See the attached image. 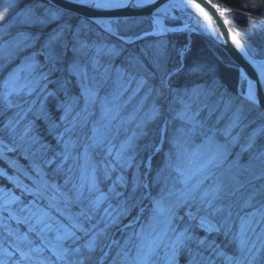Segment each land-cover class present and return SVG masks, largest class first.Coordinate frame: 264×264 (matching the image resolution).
<instances>
[{"label":"snow or ice","instance_id":"6c2138e0","mask_svg":"<svg viewBox=\"0 0 264 264\" xmlns=\"http://www.w3.org/2000/svg\"><path fill=\"white\" fill-rule=\"evenodd\" d=\"M70 2L103 14L153 0ZM21 3L16 23L29 30L0 29V264H264V183L256 184L264 181V64L237 96H220L232 113L222 142L201 119L219 88L215 71L185 63L188 46L166 38L177 29L159 16L190 3L147 21L81 16L55 0ZM7 15L0 7V21ZM241 125L254 127L229 163Z\"/></svg>","mask_w":264,"mask_h":264},{"label":"trees","instance_id":"16d2710c","mask_svg":"<svg viewBox=\"0 0 264 264\" xmlns=\"http://www.w3.org/2000/svg\"><path fill=\"white\" fill-rule=\"evenodd\" d=\"M211 1L215 3L216 5H218L219 7L232 9V11H234L235 14H238V13L241 14L243 13L242 11H245L247 13H251L252 15L258 18L264 19V0H211ZM236 20L240 25L242 26L245 25L243 18L238 17L236 18ZM228 24L230 25L231 29L235 31V28L229 22ZM237 35L243 41V43L247 46V48H249L245 39L240 34L237 33ZM166 38L172 44L176 45L177 47H182L184 45H187L188 42L190 41V38L187 32L171 33V34H168ZM191 38H192L191 48L187 52L185 63L190 62L192 60H199V61L209 64L214 69L215 76L219 84V88L217 89V94L208 99L207 101L208 108H206L201 113V119H204L206 122V128L204 131L209 132L208 129L212 127L213 125L218 126V127L224 126V129H225L227 127V123L225 119L222 117L220 120L219 119L216 120L217 113L221 111L223 107L225 106L223 103H220L219 98L225 92L230 94L232 97H235L240 93V89H241L240 87L243 82L241 80L242 79L241 70L239 66L232 59L228 58L226 53L222 51L219 48V46L216 45L208 37L200 33L194 32L191 35ZM148 39H154V38L149 37ZM249 50L251 51L250 48ZM261 56H264V53ZM261 56H257V57H261ZM117 63L119 64V61H117ZM173 82L174 84H183L185 82L184 76L182 74H177V76L173 78ZM225 98L227 99V97ZM236 103H238V101H236ZM215 104H216V107H215ZM49 107H51V102L49 103ZM211 109H214L212 111V115L214 119L216 120L215 123L210 122V120L208 119L209 115H207V113ZM39 123L42 124V122H39ZM156 123L158 125L161 123V121H157ZM174 126L175 125L170 126V131H171V128ZM153 127L154 126H152V128ZM234 132H236V130H234ZM154 138H155V132L153 131V133L146 140H141L140 144L143 145L145 143H148ZM48 139L51 140V138H48ZM220 140H221V137H220ZM165 146H167V144H165ZM141 155H146V154L141 152ZM17 158H19L20 160H22L24 163L27 164V161L24 160L23 157L17 156ZM157 162H154L155 163L154 166L157 165ZM3 167L6 168L7 166L3 165ZM153 175H154V172H153ZM6 183L7 182L0 183V186H4ZM8 186L11 187V185H8ZM129 219H130L129 217L125 218L123 222H126ZM14 225H15L14 230L19 228V230L22 233L27 232V225L21 226V225H17L16 223H14ZM12 239H15V235H13ZM22 264H27V262H22Z\"/></svg>","mask_w":264,"mask_h":264},{"label":"water","instance_id":"95a60500","mask_svg":"<svg viewBox=\"0 0 264 264\" xmlns=\"http://www.w3.org/2000/svg\"><path fill=\"white\" fill-rule=\"evenodd\" d=\"M171 1L172 0H153V3L144 5L143 7L111 9L105 10L103 14H99L96 10L77 9L70 0H55V2L61 7L72 8L81 16L96 15L101 19L153 16L157 14V9H160ZM181 1L190 3L191 6H183L181 10H178V12L174 14H168L166 12L159 13V16L165 19V24L167 20H189V22L184 24L182 28H176L177 31L169 33L197 32L208 37L218 46L223 48V50L235 61L241 69L242 74H245L248 78H254L256 74L255 65L262 64L263 58L255 57L241 41L239 36L234 34L216 4L211 0ZM196 4H200V8L195 7ZM204 21L208 23L207 26L203 24ZM237 41H239L243 51L241 50V47L237 46ZM261 97L262 100H264V93H261Z\"/></svg>","mask_w":264,"mask_h":264},{"label":"rangeland","instance_id":"374dc122","mask_svg":"<svg viewBox=\"0 0 264 264\" xmlns=\"http://www.w3.org/2000/svg\"><path fill=\"white\" fill-rule=\"evenodd\" d=\"M18 3L21 4V9H22L23 5L21 3V0H0V7L7 9V11H8V15L5 17V19L3 21H0V29H3L5 32H10L13 36L17 35V33L19 31H28L29 30L27 27L18 26L16 23L17 18L21 15V9L17 8ZM177 4H179V3H177ZM179 9H182V6L176 7V8H168L165 12L168 14L177 13ZM222 9H223L222 12H223L224 16L226 17L227 21L235 28V31L245 39V41L247 42V45L251 49V52L253 54L258 55V56L263 55V53H264V19L258 18L256 16L252 15L251 13H247L245 11H242L243 13H241V14H239L238 12H237L238 14H235L234 11H232V9H229V8H222ZM148 17L149 16H147V17L139 16V17H136V19L137 20L143 19V20L147 21ZM238 17L243 18L245 25L242 26L237 22L236 18H238ZM128 19H131V18L122 19V20H128ZM188 22H189L188 19H185V20H167L166 24L176 27V26H183L184 24H186ZM143 27H147V24L145 23L143 25ZM168 34L169 33H167L166 36ZM4 38L8 39L7 36H5ZM0 43H3V41L0 40ZM259 58H264V56H261ZM11 67H12V65H9V68H11ZM8 70L9 69H5L4 71L7 72ZM49 87H51V85ZM133 87H135L134 84H133ZM241 90L242 89H240V92H241ZM73 91H76V89L74 88ZM103 94L104 93L101 92V95H103ZM140 95H143V92L140 93ZM127 98H128V94L126 93L123 99L127 100ZM137 100H139V96H137L136 100H133L132 103L130 105H128V107L121 113V115L126 116L131 111L132 107L135 106ZM238 103H239V101H238ZM215 107H216V104H215ZM96 114L97 115L99 114L98 108L96 109ZM231 114H232L231 110L226 111L225 106H224L223 109L217 113L216 120L217 119L220 120L223 117L225 119L227 125H228L230 122ZM207 115H208V113H207ZM93 118H95V117H93ZM208 119L210 120V122H213V123H215V121H216L212 114L210 117H208ZM244 123L246 124L247 121H245ZM158 125H157V123L152 125V126H154L153 129H155ZM129 127L131 128V126H129ZM253 127H254V125H250L248 127H244L243 125H241L240 127L233 129L232 135L235 136V135L239 134L240 135V141H239V144L236 145L235 147H232L229 144V150L232 153V155L229 157V163H231L234 159H236L237 154L240 152V145L245 143L246 138L251 133ZM208 130L211 132H215L217 139L220 140V137H221V141L222 142L224 141L225 138L222 136L224 126L218 127V126L213 125ZM234 130H236V132H234ZM48 138H50V137H48ZM48 138H47V140L49 142H52ZM120 138L122 139L123 136H121ZM258 143L264 144V137H262L258 141ZM167 151H168V145L167 146L164 145L162 152L156 154V157L155 156L152 157L153 167H156V166H154V164H155L154 162L158 161L157 164H159L162 161L163 154L166 153ZM9 155L12 157L13 160L17 161L18 165H20V166L26 165V163H24L22 160L17 158L16 154L10 153ZM248 156H249L248 153H244V154L240 155V157H239L240 162L241 163H247ZM0 167H3L2 162H0ZM225 167H227V165H225ZM7 170H8L10 175L14 174V170H12V169H7ZM154 174H155V172H154ZM25 183H27V181H25ZM260 183H264V181H257L256 182L257 185H259ZM241 191L244 194H246L247 188L242 189ZM16 194H19V193H16ZM147 204H148V202L145 201L144 202L145 207L147 206ZM76 210L77 209H75V208L73 209V211H76ZM233 211L234 212L239 211V208L238 207L234 208ZM135 214H136L135 211H133L132 215H135ZM129 218L131 219V216H129ZM7 223H8L9 230H14V226H15L14 223H16V222L15 221H8ZM123 223L126 224V223H128V221L123 222ZM258 231H259V229H258ZM30 238H31V236H30ZM119 238H120V234L117 233L116 239H119ZM101 242L107 243L106 241H101ZM9 251H12V249H9Z\"/></svg>","mask_w":264,"mask_h":264},{"label":"bare ground","instance_id":"6f19581e","mask_svg":"<svg viewBox=\"0 0 264 264\" xmlns=\"http://www.w3.org/2000/svg\"><path fill=\"white\" fill-rule=\"evenodd\" d=\"M171 3H179V4H181V5H184L185 4V2H183V1H181V0H172L171 2H168L167 4H165L163 7H161L160 9H164L165 8V6L166 5H170ZM215 4V3H214ZM217 7H218V9L222 12L223 11V9H222V7H219L218 5H216ZM182 8H183V6H182ZM179 10H181V9H179ZM161 12H165V11H161ZM172 14H174V13H172ZM222 14H223V12H222ZM223 16H224V14H223ZM136 17H139V16H136ZM136 17H124V18H114V19H120V20H122V19H127V18H136ZM224 18H225V16H224ZM160 19L162 20V22H163V24H164V26L166 27V28H182V26H172V25H167V24H165V19L163 18V17H160ZM183 20H185V19H183ZM225 20H226V22H227V24H228V21H227V19L225 18ZM203 24L205 25V26H207L208 25V23H206L205 21L203 22ZM228 26L230 27V25L228 24ZM231 28V27H230ZM232 30V29H231ZM233 32H234V34L237 36V33L234 31V30H232ZM188 33V35H189V38H190V41L188 42V44H187V46H188V49H190L191 48V35L194 33V32H187ZM169 34H171V33H169ZM242 41V40H241ZM243 42V41H242ZM215 43V42H214ZM216 44V43H215ZM217 45V44H216ZM219 48L222 50V51H224L223 50V48H221L220 46H219ZM225 52V51H224ZM251 52V51H250ZM226 53V52H225ZM252 53V52H251ZM253 54V53H252ZM226 55L228 56V58H230V59H232L227 53H226ZM255 57H257L258 55H256V54H253ZM259 58V57H258ZM233 60V59H232ZM234 61V60H233ZM235 62V61H234ZM262 64H264V58H263V60H262ZM241 70V69H240ZM241 75H242V81H243V79H244V76H246L245 74H242V72H241Z\"/></svg>","mask_w":264,"mask_h":264}]
</instances>
